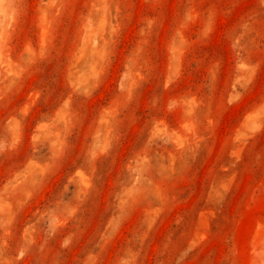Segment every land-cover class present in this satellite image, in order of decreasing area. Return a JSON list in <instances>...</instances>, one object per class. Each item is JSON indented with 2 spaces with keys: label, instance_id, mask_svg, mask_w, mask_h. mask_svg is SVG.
<instances>
[{
  "label": "rangeland",
  "instance_id": "rangeland-1",
  "mask_svg": "<svg viewBox=\"0 0 264 264\" xmlns=\"http://www.w3.org/2000/svg\"><path fill=\"white\" fill-rule=\"evenodd\" d=\"M0 264H264V0H0Z\"/></svg>",
  "mask_w": 264,
  "mask_h": 264
}]
</instances>
